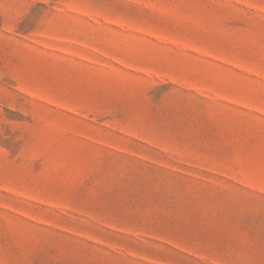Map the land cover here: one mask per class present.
Here are the masks:
<instances>
[{
    "label": "rangeland",
    "instance_id": "1",
    "mask_svg": "<svg viewBox=\"0 0 264 264\" xmlns=\"http://www.w3.org/2000/svg\"><path fill=\"white\" fill-rule=\"evenodd\" d=\"M0 264H264V0H0Z\"/></svg>",
    "mask_w": 264,
    "mask_h": 264
}]
</instances>
